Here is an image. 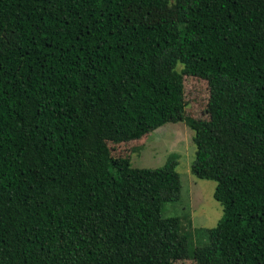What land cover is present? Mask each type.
Returning a JSON list of instances; mask_svg holds the SVG:
<instances>
[{
	"label": "trees",
	"instance_id": "obj_1",
	"mask_svg": "<svg viewBox=\"0 0 264 264\" xmlns=\"http://www.w3.org/2000/svg\"><path fill=\"white\" fill-rule=\"evenodd\" d=\"M180 121L214 227L163 215L179 153L141 167L109 145ZM183 259L264 264V0H0V264Z\"/></svg>",
	"mask_w": 264,
	"mask_h": 264
},
{
	"label": "rangeland",
	"instance_id": "obj_2",
	"mask_svg": "<svg viewBox=\"0 0 264 264\" xmlns=\"http://www.w3.org/2000/svg\"><path fill=\"white\" fill-rule=\"evenodd\" d=\"M185 93L192 112L204 109L209 98V85L205 79L185 75ZM194 131L185 122H168L150 132L137 142L113 143L109 145L115 156L130 155L133 163L141 167H156L165 163L171 152L179 153L178 170L182 178L181 198L178 202H167L164 217L181 216L185 224L188 219L193 227H214L223 216V206L215 198L217 182L195 176L191 170L195 157ZM188 229L189 227L187 225ZM207 242V238L192 233L191 247ZM174 264H197L194 259L178 260Z\"/></svg>",
	"mask_w": 264,
	"mask_h": 264
}]
</instances>
